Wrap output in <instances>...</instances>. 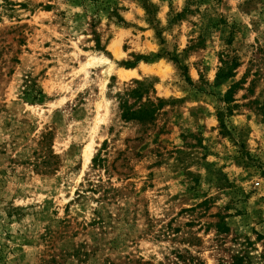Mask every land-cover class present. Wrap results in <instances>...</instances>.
<instances>
[{
	"label": "rangeland",
	"instance_id": "374dc122",
	"mask_svg": "<svg viewBox=\"0 0 264 264\" xmlns=\"http://www.w3.org/2000/svg\"><path fill=\"white\" fill-rule=\"evenodd\" d=\"M258 234L264 0H0V264H264Z\"/></svg>",
	"mask_w": 264,
	"mask_h": 264
},
{
	"label": "trees",
	"instance_id": "16d2710c",
	"mask_svg": "<svg viewBox=\"0 0 264 264\" xmlns=\"http://www.w3.org/2000/svg\"><path fill=\"white\" fill-rule=\"evenodd\" d=\"M177 62V60H175ZM178 63V62H177ZM131 66V65H127ZM238 66V63L236 61H227V60H221V65L218 67V70L216 72L215 80H223L227 79L233 76V71ZM184 69V68H183ZM136 84V87L131 88L129 91L125 92L124 95H121V101L119 102L120 108H122V118L124 119H148L152 117V110L151 107H153V104L151 102H148L146 105L139 106L137 109H133L128 105L127 97L135 98L138 100L142 97V95L147 91V86L145 83L141 81H134ZM236 84H232L229 89L225 92L223 95V100L226 102H232L233 100H229L231 93L233 92ZM123 99V100H122ZM229 110L232 111L231 108ZM221 126H223V123L221 122ZM264 238V235L258 234L257 239ZM242 257L237 258V260H241Z\"/></svg>",
	"mask_w": 264,
	"mask_h": 264
},
{
	"label": "bare ground",
	"instance_id": "6f19581e",
	"mask_svg": "<svg viewBox=\"0 0 264 264\" xmlns=\"http://www.w3.org/2000/svg\"><path fill=\"white\" fill-rule=\"evenodd\" d=\"M144 67V66H143ZM146 67V66H145ZM148 69V67H147ZM151 70V68H149ZM134 71L133 70H123V73L121 74L122 77H128V76H131L133 75ZM90 144H87L86 147H85V161H87L91 155V152H90Z\"/></svg>",
	"mask_w": 264,
	"mask_h": 264
}]
</instances>
